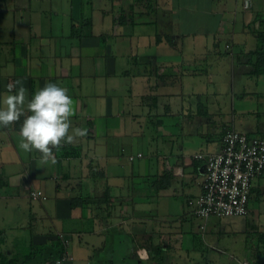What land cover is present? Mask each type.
<instances>
[{
	"label": "crops",
	"instance_id": "0c3cea01",
	"mask_svg": "<svg viewBox=\"0 0 264 264\" xmlns=\"http://www.w3.org/2000/svg\"><path fill=\"white\" fill-rule=\"evenodd\" d=\"M64 1L65 11L53 14L54 8L60 9L59 3ZM64 1L0 0V101L10 94L7 90L9 83L19 81L17 87L23 85L28 90L29 99L46 84L55 83L66 88L73 101L74 114L70 117L69 133L72 134V129L77 127L87 129L85 137H76L73 143L53 149L55 164L51 161L41 164V153L19 148L23 116L14 125L0 127V264L28 255L30 258L25 264H48L62 249L60 234L68 239L70 264H139L136 258L145 261L143 264H154V258H160V251L166 247L170 249V240L154 230L140 229L139 223L146 219L137 217L134 205L131 209L123 206L125 200L134 202L132 196L140 192L132 191L130 196L120 191L119 196L113 195L111 191L118 189L119 185L110 184V179H105V191L97 195L106 196L108 192L111 202L100 197L83 205H74L71 202L76 197L73 180L89 177L86 171L91 167L88 158L89 161L98 159L95 165L103 168L102 177L117 175L107 165L109 157L114 154V146L110 148L108 140L120 138L121 150L125 143L123 138L133 136V149L129 152H135L134 146L138 148L139 143L136 136L146 138L143 127L136 128L145 115L146 120L154 122L156 127L155 134L149 136L151 144L157 146L161 139L165 151L163 158L157 159L156 173L162 174L165 162L173 169L176 183L181 178V184L187 189L186 204L189 198L198 195L206 168L205 159H195L194 155L218 152L221 142L219 136L207 131L203 113L199 110L202 105L198 101H201L207 105L205 117L210 120L208 91L204 83L213 78L207 79L197 72L206 64L204 51L207 49L219 55V41L231 35L226 37V51L223 53L234 62L235 54L255 48V36L253 33L249 35L247 25L258 27L264 17L258 14L254 20L251 14H247L238 21V4L228 10V0H163L153 16L155 27L140 28V25L131 27L128 20L123 23L122 15L131 13V0H103L98 4L93 0ZM49 17H58L61 26L67 25V29H54ZM156 33L163 38L162 41L156 42ZM165 34L172 38L171 43L164 39ZM167 45L171 48L159 51L161 46ZM188 47L191 50L187 53ZM228 61L225 60L224 64L228 65ZM232 64L233 70L235 64ZM199 85L202 90L196 89ZM219 105L213 107L217 112ZM189 112L195 115L188 117ZM184 119L188 120L187 125ZM96 121H99L100 128ZM194 137L199 139L191 153L186 145L192 148L190 140ZM97 144L104 146V153L96 151ZM87 149L94 153L93 157H88L89 152L84 156ZM155 151L159 154L158 150ZM75 160L79 161L80 171L75 169ZM137 167L135 171L132 165L125 176L132 177L134 173L151 176L150 161L138 163ZM33 188L41 189L46 199L32 200L29 191ZM81 190L79 188V193H83ZM251 190L249 213L253 205L260 208L264 204V180H256ZM48 192L53 194L51 199ZM85 193L93 195L89 190ZM159 193L149 188L145 195ZM191 214L189 217L194 216ZM177 222L173 226L176 228L174 232L185 234L181 244L187 248L188 256L192 251H203L199 258L204 264H232L229 255H232L230 250L234 245L230 240L227 243L224 236L230 231L211 227L206 232V223H201L204 233H197L199 240L203 233L201 240L205 243L199 247L195 243L196 237L183 230L182 225L178 227ZM169 229L171 233V226ZM260 235L264 236L263 233ZM260 242L247 247L248 254L239 259V264L243 260L252 261V253L259 254V263L264 262V248ZM203 244L206 248L211 246L212 256L210 250L204 251ZM145 248H156L157 255L147 257ZM96 254H100L99 257L96 258ZM163 256L162 264H168V255Z\"/></svg>",
	"mask_w": 264,
	"mask_h": 264
},
{
	"label": "rangeland",
	"instance_id": "374dc122",
	"mask_svg": "<svg viewBox=\"0 0 264 264\" xmlns=\"http://www.w3.org/2000/svg\"><path fill=\"white\" fill-rule=\"evenodd\" d=\"M64 1V0H59ZM87 1V0H86ZM85 1V2H86ZM103 0H93L94 4H98ZM223 3V1H222ZM238 4V13L237 18L238 21H241L242 15H249L256 16L259 14V16L262 18L264 17L263 14V8H264V0H252V7L251 8H244L242 7V0H228L226 4H228L227 9L233 10L234 5ZM59 8H54L53 14H58L60 11L64 12L67 6H65V1L63 3H59ZM246 6V4H245ZM247 7L249 5L247 4ZM49 14V12H48ZM51 18V17H49ZM52 19V25L53 28L59 27L60 29H67V25L64 27L60 24V19L58 17H53ZM243 20V19H242ZM245 20V18H244ZM242 25V22H241ZM62 27V28H61ZM248 27V25H247ZM253 27L252 24H250L249 29ZM140 28H143L142 26ZM251 35V33H249ZM226 37L230 38L231 35H227L223 37L219 41V55H214L213 53H210L209 50L204 51V58L205 61H208L209 64L214 67V70L217 71V74L215 77L217 79L210 80L211 82L204 83L205 87H207L206 92L208 91L207 95V102H208V110H209V117L210 120H207V117L204 116V124L208 128V132L214 135L218 134V130L221 129V125H231L233 124L234 127L238 131H244L245 133H250L257 136V135H264V74L260 76L256 75H245L243 73H239L238 70H248L251 68L249 66L250 64H247L246 61L242 64L235 65V69L232 70V66L230 64H224L225 60H228V54L223 53L226 51L225 49V41ZM251 44V41L248 40ZM170 46H161L159 48V51L161 50H167V48ZM179 45H177V48ZM171 48V47H170ZM149 49V48H148ZM153 51V47H150ZM191 50V48H187L186 52L188 53ZM209 52V53H208ZM220 64V65H219ZM217 68V69H216ZM209 69V68H208ZM201 85L197 86V90H202L200 87ZM196 90V91H197ZM200 92V91H199ZM206 92H204V95L206 96ZM215 103H214V102ZM220 103L219 105V112L215 111L213 107H215V104ZM195 113L189 112L187 114L188 117H193ZM203 117V116H202ZM197 120V119H196ZM126 125L128 127V120L125 121ZM130 122H133L130 118ZM98 128H100L99 121L95 122ZM139 123V125H138ZM137 123L138 129H142L146 131V138L141 137V135L136 136V139H139L138 148L137 145L134 146V151L141 150L144 153V158L142 161L139 159H136L135 161L131 162L127 158V152L120 153V147H121V141H119L120 138H110L108 140V144L110 148L113 147L112 151L113 156L109 157L108 162V168L111 172L116 173L117 175H112L108 177H102L91 174L92 171H98L101 172V169L99 168V165H95L98 161L87 159V162H89L90 166L89 169L87 168L86 171H88L89 177H76L73 180V186L75 188L76 193L75 196H86L85 190H89L93 195L91 196L93 199L100 198L103 196H98L97 194H100L104 188V181L105 179H110V184H118L119 188L111 191L113 195H118L120 191L123 195H130L132 194V191H134L136 194L140 192L138 195L132 196L134 199V202L131 200H125L123 206L127 207L128 209H131L134 205V208L136 209L135 213L137 214V217L140 219H146L143 220L144 222L139 223L140 229H147V230H154L155 232L163 235L164 237L168 238L170 240V249L168 248H162L163 251H160V255H168V264H204L202 263V258H199L200 253H204L203 251H192L191 255L188 256L187 248L185 246H182V242L185 240V234L180 232L175 233L174 230L176 229V221H178V227L182 225L183 230L189 231L192 233L193 236L196 237L195 243L197 246H201V243H205V241L200 240L198 238V233H200L199 226L201 223H206V232L211 227H220L221 231H230L225 233V238L227 243H229V240L232 242L234 246L231 252L232 255H229L230 259L232 260V264H239V259L242 258L244 255L248 254L247 248L249 245H256L255 239L257 235H260V233H263L264 235V204L261 205L260 208L256 206L254 208V205L251 207V211L249 215L246 216H239V215H233V216H223V217H210L207 219V221H201V219L196 218L194 216H190L191 208H189L186 204V198H185V189L183 185L181 184V178L177 180V183L175 180H173L172 187L168 189H163L160 191L159 195H145L146 191L151 188L150 181H152V177L154 173L156 172V168L158 167L157 160L154 156H152V149L159 150V157L161 156L163 158V153L165 152L162 148V142L161 139H159L157 146L150 145V137L155 134V125L154 122H150L146 120L145 115H142L141 122ZM184 124H188V120L184 119ZM131 126L134 127L131 123ZM141 127V128H140ZM219 127V128H218ZM185 129H189L190 126L187 128V126H184ZM96 133L98 134V131L96 129ZM140 133V131H139ZM195 136V134L193 135ZM131 136L130 138L125 137L122 141H125L124 148L127 151H132V144L131 141L133 140ZM140 137V138H139ZM162 137V136H160ZM164 139V137H162ZM198 137L192 138L190 141L193 142V147L190 148L189 145H186V148L188 151L190 150L191 153L196 149L194 147L198 144ZM131 144V145H130ZM188 144H190L188 140ZM96 145V144H95ZM179 145H181V142H179ZM195 145V146H194ZM133 149V148H132ZM96 151L105 152L104 146H100L97 144ZM163 151V152H162ZM89 152L87 149L83 154L84 156ZM88 157H93L94 153L90 152L88 153ZM126 154V155H125ZM150 161L151 166V176H145L142 177L140 175H134L130 178L125 176V173L127 170H129L132 165L137 170V165L143 164L145 162ZM114 163V164H113ZM103 166V162H101ZM95 165V166H94ZM80 168V164L78 160H75V169L77 171ZM141 172V169L139 170ZM104 178V179H103ZM109 184V185H110ZM196 185V184H195ZM197 186V185H196ZM79 188H82V193H79ZM105 191V190H104ZM184 191V192H183ZM98 192V193H97ZM49 199L53 196L52 193H49ZM97 195V196H95ZM130 196H124L126 198ZM146 196V197H143ZM96 203L93 201V204ZM187 214V215H186ZM192 215V214H191ZM181 216H186L185 219H182ZM149 219V220H147ZM175 223V224H172ZM204 224V223H203ZM170 226H171V233H170ZM193 227V229H192ZM106 232V231H104ZM231 233V234H230ZM180 235V236H179ZM230 235V236H229ZM253 238V239H252ZM61 239H63V236L61 235ZM57 240V239H56ZM167 240V239H166ZM248 240V242H247ZM260 246L264 248V239H260ZM208 243V242H206ZM247 243V244H246ZM185 244V243H184ZM206 250H210V248H206V246L203 244V246ZM264 250V249H263ZM210 255L212 256L213 253L211 250L209 251ZM234 252V253H233ZM94 253V252H92ZM97 253V251H96ZM207 253V252H205ZM71 255V253H69ZM100 254H96V258L99 257ZM138 257V255H137ZM72 258L66 259L65 262L61 264H70ZM136 260L139 264L145 263V261H141L140 258H136ZM229 260V258H228ZM230 262V260H229ZM94 263H97V260L94 259ZM228 262H226L227 264Z\"/></svg>",
	"mask_w": 264,
	"mask_h": 264
},
{
	"label": "built area",
	"instance_id": "2783aa9c",
	"mask_svg": "<svg viewBox=\"0 0 264 264\" xmlns=\"http://www.w3.org/2000/svg\"><path fill=\"white\" fill-rule=\"evenodd\" d=\"M250 0H245L249 5ZM218 152L205 155L197 153V159L205 158L206 171L198 195L187 200L192 214L201 219L223 216H245L249 212L251 189L256 180H264V137L249 136L242 131L225 130ZM29 197L35 201L46 199L41 189H31ZM204 228V225H201ZM67 239L64 240L67 247ZM71 258L67 248L48 264H61ZM240 264H251L243 260ZM264 264V262L258 263Z\"/></svg>",
	"mask_w": 264,
	"mask_h": 264
},
{
	"label": "clouds",
	"instance_id": "9594fccd",
	"mask_svg": "<svg viewBox=\"0 0 264 264\" xmlns=\"http://www.w3.org/2000/svg\"><path fill=\"white\" fill-rule=\"evenodd\" d=\"M20 82L9 83L0 104V127H9L20 121L19 148L25 152L41 153V164L56 163L53 149L71 144L76 137H85L87 129L74 128L72 134L70 117L74 114L73 101L66 88L48 83L28 98L27 89ZM15 89V91H14Z\"/></svg>",
	"mask_w": 264,
	"mask_h": 264
},
{
	"label": "trees",
	"instance_id": "16d2710c",
	"mask_svg": "<svg viewBox=\"0 0 264 264\" xmlns=\"http://www.w3.org/2000/svg\"><path fill=\"white\" fill-rule=\"evenodd\" d=\"M162 1L163 0H131V3H130L131 13L127 14V16L126 15H122V18H124L123 23L124 24L127 23V20H128V23L131 24V27H133L134 25L147 26V27L148 26L151 27V26L156 25V21H155V18L153 16L156 15L158 7H159V4L162 3ZM242 3L244 5V8H250L252 6V0H250L249 7H247V5L245 6V0H242ZM257 17H258L257 15L254 16V20ZM249 26L250 25H248V27ZM250 33L251 34L253 33V35L255 36V39H256L255 48H253V49H251L249 51H246V52L242 51V52H240V54H235L237 56L234 58L235 59L234 62L231 61V58H229L228 59L229 61L228 60L227 61L229 62V64L233 63L232 65H234V64L235 65H238V64L240 65V64H242V63H244L246 61L247 64H250L249 66H251V68H249L248 70H244L245 71L244 74L245 75L260 76V75L264 74V18L260 22V26L251 27ZM155 39H156V42H160V41H162L163 38L158 33H156ZM164 39H166V41L168 43H171V39L172 38L169 35L165 34L164 35ZM239 55H241V59H240ZM233 57H234V55H233ZM197 72H199L200 75H205V77L207 79H212V78L213 79H217L215 77V75L217 74V71L214 70L213 65L211 66L208 61H206V64L200 70H198ZM209 82H211V81H209ZM198 103H200L202 105V109H199V110L203 113V116L207 115V112H206L207 111V107H206L207 105L205 103L201 102V101H198ZM227 129H233L235 131H238L233 125H226V124L221 125V129L219 130V132L217 134V136H219L221 138V141H222L224 135L226 134L225 130H227ZM248 135L250 136V134H248ZM251 136H255V135L251 134ZM257 137H264V135L263 136L257 135ZM150 141H151V139H150ZM150 144H151V142H150ZM151 145H154V143L151 144ZM220 145H221V142H220ZM74 152H75V154H77V151H76L75 148H74ZM119 152L121 154L124 153V152H127V155H128L127 158L131 162L135 161L136 159H139L141 161L144 158V153L141 152V151L129 152V151L125 150V148H121V150H119ZM155 152L156 151H154V149H152V156H154L156 160L157 159L161 160V157H159V154H156ZM158 153H159V150H158ZM212 153H214V152H209V153H207V155L208 154H212ZM195 159H197V158H195ZM163 166L165 167V170L162 172V174L158 175L155 172L153 177H152L153 178L152 181H150V185L149 186L156 193L160 192L163 189L170 188L171 184H172V181L175 179V177L173 176V174H174L173 173V169L171 167H167L165 162L163 163ZM205 168H206V161H205ZM205 171H206V169H205ZM92 174L93 175H97V176H100V175L102 176L101 172H98V171H92ZM200 190H201V185H200ZM250 191L252 192V190H250ZM85 195L86 196H76V197H74L71 200V202L74 205H77V203L79 205H83L85 203H88V201L90 199H92V197L89 196L88 193H85ZM103 197H104V200H106L108 202H111L109 200L110 195H109L108 192H106V196H103ZM187 205H188V203H187ZM247 215L248 214H246L245 216H247ZM199 228H200V231L204 233V228H201V226ZM203 233L201 235L202 238H204ZM59 238L61 239V234L59 235ZM261 238H264V236L257 235V237L255 239L256 240L255 241L256 245L258 244V241ZM64 240H65L64 238L61 240L62 249L60 250L59 255L56 256L54 259H56L57 257L61 256L64 253V250L68 247V246L65 247ZM67 241H68V239H67ZM147 245H149V244H147ZM154 250H150V249L145 248L147 257L152 258V256H156L157 255L156 248H154ZM159 250H161V248ZM159 250H157V251H159ZM258 255H259L258 253H254V254L252 253V259H251L252 261H250L251 264H258L259 263L258 262ZM163 257H164L163 255H160V258L159 257L154 258L155 259V263L154 264H162L161 261H163ZM29 258H30V256L28 255L26 257L13 259V261H10L8 264H25L29 260Z\"/></svg>",
	"mask_w": 264,
	"mask_h": 264
}]
</instances>
